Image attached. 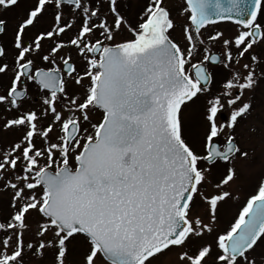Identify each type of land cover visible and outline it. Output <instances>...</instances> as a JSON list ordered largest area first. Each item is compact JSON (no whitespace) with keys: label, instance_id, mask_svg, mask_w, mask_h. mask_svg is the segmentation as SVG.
<instances>
[{"label":"snow or ice","instance_id":"obj_1","mask_svg":"<svg viewBox=\"0 0 264 264\" xmlns=\"http://www.w3.org/2000/svg\"><path fill=\"white\" fill-rule=\"evenodd\" d=\"M18 2L0 0V13ZM125 3L130 9L131 0H34L14 28L11 64L0 43V75L11 73L0 105L16 113L0 130L21 132L0 152V188L11 191L13 209L0 222V264H152L171 247L182 249L180 264H264V176L234 222L215 229L233 198L236 163L252 159L235 133L264 85V0H184L176 17L165 0H148L135 23ZM221 22L236 32L225 36ZM7 24L0 16V34ZM121 30L132 38L118 41ZM45 40L52 44L40 59L52 66L33 72ZM215 44L220 55L210 53ZM67 48L83 59L82 74L71 53L60 55ZM208 62L229 70L219 94L208 87ZM69 81L83 92L70 93ZM30 82L39 108L24 107ZM201 97L194 139L184 109ZM219 162L228 167L213 182ZM197 199L207 222L193 215Z\"/></svg>","mask_w":264,"mask_h":264},{"label":"rangeland","instance_id":"obj_2","mask_svg":"<svg viewBox=\"0 0 264 264\" xmlns=\"http://www.w3.org/2000/svg\"><path fill=\"white\" fill-rule=\"evenodd\" d=\"M148 3V0H131L132 8L134 9L135 5H144ZM167 6L172 9V15L174 17L177 16L178 10L180 6L183 4V0H165ZM121 6L122 10L125 5ZM107 8V5H105ZM104 10V9H103ZM131 11V10H130ZM135 17V15H134ZM111 20V17H109ZM135 23V22H134ZM17 22L15 20L8 21L7 24V33L12 34L13 29L15 28ZM217 30L223 31L225 36H231L236 32V27L231 23H221L217 26ZM130 33L126 30H121L120 34L117 36L118 41H122L124 39L130 38ZM207 34H205L206 36ZM173 38L178 41L182 47L185 46V40L181 34V29L177 27L176 31L172 33ZM50 42V40H45L43 42V47ZM207 42V41H206ZM210 53H215L217 55L221 54V46L220 44L209 45ZM255 51H259L257 48ZM77 53L74 48L64 49L60 55H65L66 53ZM202 59V52L200 55L193 60L195 63L197 60ZM57 62L61 63L59 56L56 57ZM79 59L76 57H72V62L75 63L77 70L79 72H83L84 61L79 65ZM83 60V59H82ZM248 62L247 57L241 60V63ZM82 66V67H80ZM210 71H214V80L211 84L208 85L212 93L219 94V91L222 89L223 84L222 81H225V78L229 77V70L224 69L222 65L212 66L209 64ZM215 81V82H214ZM87 79L85 83L87 84ZM226 82V81H225ZM8 84L5 87L0 88V94H2ZM3 89V92H2ZM69 92H79L82 93L83 89L76 86L73 82L69 81ZM248 93H246V96ZM40 97V95H38ZM42 99V96H41ZM206 97H201L195 104L190 105L188 108L184 109V117L188 125L192 129V135L194 139H198L201 128H200V112L203 109V105L205 103ZM41 102L35 108H39L41 106ZM255 104L256 111L253 113L252 117L241 120L239 126L236 128V137L237 142L242 148L248 149L250 151V155L252 159L249 161H239L236 163L237 174L238 177L234 183L229 186V190L233 193V198L228 200L226 203L220 206V210L218 212V223L215 228L219 229V227H223L224 225H228V223L234 222L235 218L238 216L239 211L242 209L243 205L246 203L247 199L251 194L254 193L257 182L264 176V128H262V122H264V85L261 86L260 89H257L255 93ZM59 108V104L57 105ZM0 110H2L0 106ZM7 111V110H6ZM8 112V113H7ZM0 114V125H3L6 119L13 118V113L15 111H7ZM16 115V113H14ZM102 114L97 112L93 117L94 120L100 118ZM226 116H221V120H224ZM250 125H255L261 131H258L256 134H252L249 130ZM21 135L20 131L12 130L10 132H4L0 130V152L8 151L10 149V145L16 141ZM39 146V142L37 143ZM228 165L225 162H219L217 167L213 169L212 175L209 179L213 182L218 180L223 174L226 173ZM208 191H213V187L211 184L206 186ZM11 201V191H5L0 188V222L5 221L10 217L13 212V209L9 206ZM206 205L200 204L199 199H197V204L193 207V215L199 214L205 222H207V214L205 212ZM36 217L33 216L30 220H34ZM78 250L79 245H77V252L73 254L71 259H78ZM182 249H171L170 251L165 252L162 256H160L159 261L165 260L169 256L174 257V264H180L178 259L179 253ZM40 259V258H36ZM97 264H107L106 261L99 260Z\"/></svg>","mask_w":264,"mask_h":264},{"label":"flooded vegetation","instance_id":"obj_3","mask_svg":"<svg viewBox=\"0 0 264 264\" xmlns=\"http://www.w3.org/2000/svg\"><path fill=\"white\" fill-rule=\"evenodd\" d=\"M33 3H34V0H19L18 6L11 8L6 13H0V16H3L7 20V22L8 21H11V20H15L16 22H18L19 20H21L22 18L25 17L27 10L32 6ZM145 5H146V3L144 5L138 4V5H135L136 7L134 9H129L127 7V4H126L125 7L121 10V12L124 13V14H126L128 16V18H129V20L134 23L135 20H136L137 13ZM102 11H107V8H104V10L102 9ZM134 15H135V17H134ZM49 19L50 18L42 21L41 22V25H38L37 27L38 28L39 27H42V26L46 27ZM224 23H228L229 24L230 22H224ZM36 30L37 29H31L29 31L28 35L29 36L33 35L36 32ZM70 35H71V33H69L68 35L63 36L62 39L65 40V41H67ZM129 35H130V38H127V39H131L132 38L131 37V34H129ZM13 38H14V29L12 31V34L7 33V31H6V34H0V43H2L6 47V49L8 50V52H9V55L7 57V62L9 64L12 63L13 55H14V50L11 47V41L13 40ZM51 44H52V41L48 42L46 44V46L43 47V49H42V51H41V53L39 55L33 54V58H34V61H35V65L33 67V72H35V69L37 67H43V68L47 69V67H51L52 66V65H46L40 59V55L47 54V52H48L49 47H50ZM71 56L72 57H76L77 59H79L78 60L79 61V65L82 64L83 60L78 55V53H74L73 52V53H71ZM57 66H61V63L59 64V62H57ZM80 67H82V66H80ZM61 70L63 72L62 66H61ZM10 79H11V73H9L6 76L5 75H0V88L2 86L5 87L7 84L9 85L10 84ZM2 92H3V89H2ZM38 95H40V97ZM41 96H42V94H41L40 90L38 89V87L35 85V83L34 82H30L29 85H28L27 94H26V96L24 98L26 100V103L24 104V107L26 109L27 108H35L38 105V103L42 101ZM0 106L2 108V110H0V114L3 113L4 111L7 112L4 105H0ZM14 113L15 112L10 113V114H12L13 117H14L15 116ZM199 203L200 204H203L200 201H199ZM230 224L231 223H228V225H224L221 228L219 227V229L215 228L216 229V232L222 233L223 231H225L230 226ZM208 238L211 239V237H208ZM173 248L174 249H177L176 247H171L170 250L173 249ZM170 250H164L161 254H158L157 258L152 261V264H174V260H173L174 257L173 256H169L165 260L163 259V260L159 261L160 256H162L165 252L170 251ZM257 252L259 253L260 250L258 249Z\"/></svg>","mask_w":264,"mask_h":264},{"label":"water","instance_id":"obj_4","mask_svg":"<svg viewBox=\"0 0 264 264\" xmlns=\"http://www.w3.org/2000/svg\"><path fill=\"white\" fill-rule=\"evenodd\" d=\"M213 54H215V53H213ZM215 55H217V54H215ZM211 63V62H210Z\"/></svg>","mask_w":264,"mask_h":264},{"label":"trees","instance_id":"obj_5","mask_svg":"<svg viewBox=\"0 0 264 264\" xmlns=\"http://www.w3.org/2000/svg\"><path fill=\"white\" fill-rule=\"evenodd\" d=\"M215 82V81H214Z\"/></svg>","mask_w":264,"mask_h":264}]
</instances>
